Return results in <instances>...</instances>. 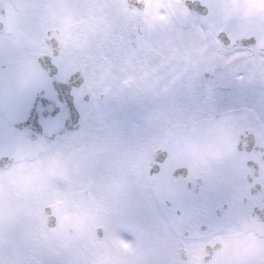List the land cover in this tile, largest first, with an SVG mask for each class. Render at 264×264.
Listing matches in <instances>:
<instances>
[{
  "label": "snow or ice",
  "instance_id": "1",
  "mask_svg": "<svg viewBox=\"0 0 264 264\" xmlns=\"http://www.w3.org/2000/svg\"><path fill=\"white\" fill-rule=\"evenodd\" d=\"M0 264H264V0H0Z\"/></svg>",
  "mask_w": 264,
  "mask_h": 264
}]
</instances>
